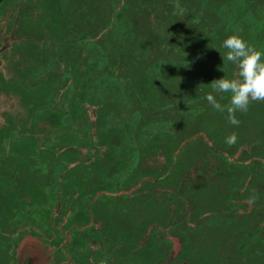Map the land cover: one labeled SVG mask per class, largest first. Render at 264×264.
<instances>
[{"label": "rangeland", "instance_id": "rangeland-1", "mask_svg": "<svg viewBox=\"0 0 264 264\" xmlns=\"http://www.w3.org/2000/svg\"><path fill=\"white\" fill-rule=\"evenodd\" d=\"M56 1L60 6L61 22L74 15V11L68 7V0ZM71 1L74 7L83 0ZM207 1L205 0L203 2L204 9H197V11L194 8L191 9L192 7L190 8L191 10H188V4L191 3L190 0H181L183 4H187V9H184V5H180L181 7L174 9L169 3L166 2L163 4L162 1L158 2V4H160L159 9H152V20L155 26H161L163 30H167L158 31L157 33V36L162 37L159 38L158 49L154 50L155 60L153 61L154 65L152 67L156 68V73L151 71L148 74H141L140 77L136 76L133 79V89L131 78L123 77L124 80H130L132 91L138 93L140 99L143 98V101H138L137 104L141 105L142 102L145 103V107L141 109V112L146 114L144 116L151 119V122L147 124V126L152 128L153 119L167 114V108L164 109L162 106H167V104L169 105V103L174 100H176L174 104H176L177 107L184 106V100L181 99V97L184 96L187 98L194 97V100L190 104L200 106L201 110L206 106V110L202 111V113L200 112L195 118L185 115L182 116L179 123L172 124L164 129L158 128L151 130L148 138H146L148 150L144 156L141 155V159H146V162L144 163L138 160L134 170L129 172L123 179V181L128 184H135L141 175H147L149 181H143L140 183V187L148 188L158 182L155 180L156 174L158 171L166 168V161H154L155 157L152 155H156L157 148H155V144H159L157 140L164 137L161 136L162 133H166L168 139L173 143L178 139L180 134L189 135L202 128L210 129L212 132L216 133L223 131L227 136L231 132H235L238 137L236 142L249 139V137L252 136L250 141L254 139L259 140V142L253 146L254 154H261L264 150L262 145L264 139V125L260 126V118H262L261 112H263L262 105H264V102L259 103L258 109L252 108L253 104H251L246 113L238 112L236 115L241 123L237 127L229 124L226 119V113L222 114L212 108L205 98L206 94L211 91L210 82L212 80L219 79L223 75L230 78L229 75H231V70L233 68L236 72V68L231 62L223 60V57L226 55V49L224 52L217 50L218 42L220 41L222 43L228 35L234 33L244 37L249 32H253L248 42L253 45L255 41L258 46L264 43V10L259 11L260 7L258 5L260 3H254L252 0H239L238 3H234L235 7L233 10H235V12L233 14H227L231 10L225 11L220 8V15L216 17V14L207 12L209 11L206 7V4H208ZM46 2L47 5L53 4L51 0H47ZM226 2L228 3V1H225V3ZM244 3H247L246 8L242 6ZM211 4L212 3H210V5ZM125 5L126 9L128 7V2H125ZM87 10H89V13H87ZM129 10L132 17L133 13L136 11H138L139 14L137 22L135 20L130 29L132 33L130 31L126 33L125 38L128 40L135 39L136 41L140 40V42H146L148 40V34L146 35L144 30L148 27L145 18L146 10L143 11L142 7L136 1L132 2L127 12H129ZM186 10L188 11L185 15L184 11ZM90 13H94L100 17L101 13L102 16L104 15V9L97 7V10H95V8L88 9L84 7L81 11H76L75 16L77 15L79 19L81 16L82 19H84V17L89 19ZM226 15H229V20L228 18L227 20L225 19L224 16ZM237 15L241 16L240 21L230 26L227 21H230ZM230 16H232V18ZM251 17L254 18L255 22ZM217 22V28L214 29V24ZM30 25L33 26V23H30ZM123 25L124 27L126 26L125 24ZM123 25H121V27H123ZM127 25L131 26V23L129 22ZM199 26H201L199 31L202 33L198 31ZM227 26L232 30L230 32H221L222 30L226 31L228 29ZM77 28L78 25H76V29ZM211 30H215L212 31L213 43L207 42L203 38V36L208 35L206 33L209 31L211 32ZM38 33L40 36V31ZM150 35L151 34H149V36ZM49 36H52V32L49 31L47 33V31L44 30V40ZM50 41H52V37H50ZM140 45V50H138L142 52L145 51L144 53H146L147 49L142 46L143 43H140ZM258 50L264 53L263 48ZM213 53H218V57L210 61V57ZM184 59L187 60L188 64L186 72L177 68L171 72L172 77L168 71L159 69L162 60L169 64H175ZM262 59H264V56H262ZM13 62L14 60H12V63ZM210 63H213L212 66L214 67L205 74L202 69L203 67L210 68ZM6 69L7 67L4 69V75L8 73ZM182 75H185L184 78ZM180 77H182V80H180ZM10 83V78L5 79L4 76H0V127H3L5 121L10 117L8 110L16 109L19 107L20 103H24L25 100L22 99L20 95L26 92L30 94L29 99L37 101L35 89L30 88L29 84L25 81L20 80L18 82L15 90L19 91L18 94H14V96L11 92L6 91L9 89L8 86ZM171 90H176V92H171ZM110 91L109 89L105 93L102 92L97 93V95H90V97L86 99L92 102L91 111L87 108V113L74 112L69 115L68 121L63 120V116L60 112H53L45 108L44 111L39 114L38 121L33 125L34 130L38 129V139L47 138L50 132L58 137L60 134L66 133L67 126L69 127L71 124H73V127H77L78 130H80L84 125H87L89 121L92 123V133L94 139H96V144L102 143L103 140L109 139L110 141L120 139L122 137V131L108 122L107 117L121 114L123 111L129 112L128 114L131 115V112H134V108L132 107L133 105L131 109L130 107L120 108V99L109 96ZM113 93L115 94V91ZM215 95L220 102L218 95ZM81 98L82 96L77 91L75 97L71 96L66 100L70 111H79L86 108L83 105H79ZM137 112L138 111H136L135 114H137ZM17 116H19V114H17ZM23 116L22 114L21 117ZM249 117L252 119L251 124ZM58 118L61 119L60 131L53 125L57 123ZM250 126L254 127V129H251ZM213 129H216V131ZM174 130L177 131L175 132ZM251 131L253 135L248 136ZM255 131L261 134H255ZM206 140L210 141L212 145H218L220 141L216 137L211 138V140L206 138ZM201 146V141H199V139L191 140V144L182 151V163L180 161L174 163L166 177L163 178V182L160 183L168 184L171 187L177 186L178 180L180 176L184 174L185 169L188 166H194L191 162V159L194 157L193 155H202ZM96 148L97 150L94 152V157L91 159L92 164L89 165L88 168L91 173L93 172L92 175L94 178L92 179L93 182L91 183V187L95 185L108 187L112 184V180L107 177L111 174H120L126 164L124 161L125 158L122 159L121 157H114L112 154H104L102 147L97 146ZM163 156L165 159H169L170 157L168 155ZM160 158L161 156L157 157V159ZM31 162L32 160L27 161V168L17 167L16 172L18 177L17 179L16 177H12L14 180H17V182L21 181L26 184L17 183L18 188L25 187L27 190L24 192L21 188L20 190L12 192V194H0V201L10 202L12 206H16L17 203H19L18 200L20 201L23 197L31 198L32 200L30 199L29 201L31 203H33L34 199H38L39 202L44 201L45 193H31L28 190L33 189V191H35V186H40V184H38L37 175L34 173L35 164H31ZM147 164H150L151 167ZM198 165L201 168L204 163L200 162ZM105 168H107L106 172H104ZM76 170L77 169H75V171ZM84 171L85 169L81 171L80 174H83ZM199 171L202 170L200 169ZM98 173H102V179H108V181L105 182L104 180H100V182H98L100 178ZM243 179L245 184L238 188H240L241 194L245 195L241 197L244 200H242V203H236L240 197H235L230 200L231 204L228 206L223 196L226 191L239 185ZM187 184V188L181 193L183 199L186 200V206L188 208L187 218L189 220L192 219V224H186L184 221L173 223L171 225L172 235L171 237L169 236L172 239L173 250H177V248L180 247L181 251L179 253H182L181 256L184 255L186 258V264H201V261L203 264H264V226L257 228L252 234L247 232L260 221V214L250 213V206H252L251 200L253 195L259 197V200L257 199L258 202L261 200V196H264V164L257 163L254 166L252 164L238 166V168L226 177H218L215 175L211 178H207L201 177V175H193ZM126 201L141 203L151 202L152 200L146 191H142L135 196H130L129 199H126L124 202ZM171 201L172 203H177L178 198H174ZM36 202L38 201H34V203ZM113 207L114 208L109 207L108 203H104L103 200L95 201L93 210L91 208V220L99 219L102 221V224L100 226L98 225L96 228H92V225H90L77 230V236H84L87 239L89 237L94 240L93 245L98 253L103 252L102 250H105V253L110 251L113 253H124V247L116 246L121 240L122 235L125 239V236L128 235L127 239H129V243H132L137 235L144 231L145 225L143 221H147L149 218L153 217L152 215L154 214V209H149L147 206L138 207V209H126L127 206L124 205ZM210 211L214 212L212 213L214 217L210 215L207 216ZM82 212V209L76 208V218L78 220L85 219ZM157 212H159L160 218L164 217L163 209L160 211L157 210ZM199 221L204 223L200 227L198 226ZM80 222L82 223L83 221L80 220ZM99 238H104V241L102 239V241L99 240ZM151 240H154V245H152V241H146L140 248V251L135 250L134 253H149L151 247L156 253H160L164 246L163 239L155 237ZM80 243L82 245L85 242L76 239L75 244ZM172 261L174 262L173 264L183 263L180 257Z\"/></svg>", "mask_w": 264, "mask_h": 264}, {"label": "flooded vegetation", "instance_id": "flooded-vegetation-1", "mask_svg": "<svg viewBox=\"0 0 264 264\" xmlns=\"http://www.w3.org/2000/svg\"><path fill=\"white\" fill-rule=\"evenodd\" d=\"M46 1L0 0V76H4L5 79H11V83L8 86L9 89L6 91L11 92L13 96L18 94L19 90H15V88L18 82L23 80L29 84L30 88L35 89L37 97V101H35L34 99H29L30 94L26 92L23 95L19 94L25 100L24 103H20L16 109H9L10 117L5 121L4 126L0 127V194H12V192L21 188L24 192L27 190L25 187L18 188L19 183L26 184L21 181L17 182L12 177L17 179V167L27 168L28 160L35 161L27 155V152L33 151V148L31 149L28 146L26 136L28 135V129H32L37 133L38 129L34 130L33 125L38 121L39 114L45 108L60 113L62 109L68 115L74 112L80 113L81 111H86L87 113V108L91 111L92 102L87 101L86 98H89L91 94L89 84L93 72L96 71L97 75L100 72L96 68L93 70V66L98 63V60L102 64L108 65L117 79V85L123 94L122 99L119 101L120 108L130 107L131 109L133 105L134 112L131 113L140 112V109L145 107V103L137 104L138 101H143V98L140 99L139 94L132 91L134 88L133 79L136 76L140 77L141 74H148L146 66L150 63L151 67L154 65V50L158 49L159 38L162 37L157 36V33L158 31H167L166 29L163 30L161 26H155L152 20V9H159L160 4L158 2L161 1L163 4L169 3L174 9L181 7L180 5H184V9H187V4H183L181 0H83L74 7L72 1L68 0V7L74 11V15L61 22L58 2L51 0L53 4L47 5ZM133 1H136L143 11L146 10L145 18L148 25L144 29L146 35L148 34L146 42L125 38L126 33L129 31L132 33L130 29L135 20L137 22L138 19V11L133 13V17L130 10L127 12ZM190 1L188 10L193 8L196 11L197 9H204L203 2L205 0ZM223 1L230 2L232 0H210V2L208 0L206 7L209 11L207 12H212L218 17L220 15V3ZM252 1L254 3L264 2V0ZM125 2H128L126 9ZM210 3L212 4L210 5ZM84 7L88 9L95 8V10L100 7L104 9V15L102 16L101 13L100 17H98L96 14L90 13L89 19L85 17L82 19V16L79 19L77 15L75 16V12L81 11ZM188 10L184 11L185 15ZM87 13H89V10H87ZM129 22L131 26L127 25ZM30 23H33V26ZM123 24L126 26L124 27ZM217 24L218 22L214 24V29L217 28ZM76 25H78L77 29ZM201 26L198 27V31ZM38 30L41 33L40 36ZM44 30L47 33L49 31L52 32V36H49L46 40H44ZM149 33L151 34L150 36ZM50 37H52V41H50ZM140 43H143L142 46L147 49L146 53H144L145 51H139ZM95 46L100 48V50ZM217 47L219 48V42ZM11 59L14 60L13 63ZM187 65V60L184 59L180 69L186 72ZM212 65L213 63H210V67ZM6 67L8 73L4 75ZM151 67L149 70L155 71V67ZM202 70L208 71L209 67H203ZM167 71L172 76L171 72L173 71L171 69H167ZM234 73L233 68L231 75H229L230 78L234 77ZM184 76L182 75L183 78ZM123 77L131 78L132 89L130 80H124ZM182 77H180V80H182ZM77 91L82 96L79 105H83L86 108L79 111H70L66 100L71 96L75 97ZM171 92H176V90H171ZM186 99L187 97L184 96V106H179L182 111L187 110ZM167 107L162 106V108ZM123 112L127 113V111ZM22 114L24 115L23 117H21ZM29 118H32V120L29 121ZM60 120L58 118L57 123L53 124L58 131H60ZM87 126L89 127L87 130L89 147L87 153L80 158L86 166L83 172L84 176L93 174L88 168L92 164L91 159H93L94 152L98 146L96 139L92 135V123L89 121ZM71 127H73V124H71ZM11 129H16L18 132L12 133L10 138L8 134ZM77 129V127H73L76 132ZM44 138L56 139L57 137L50 132L47 138ZM40 140L38 139L37 142ZM134 141L138 146L139 138H135ZM44 151L45 149L42 147L40 155L49 157ZM79 151H86V147L79 148ZM72 153L77 154L74 150ZM254 156L256 157V154ZM33 157H36L38 161L41 160L38 156ZM258 159L261 160V157L258 156ZM75 161H73V164ZM70 165L72 166V162H69ZM60 169L61 167L59 166L57 172L52 175L53 177L51 176L52 178L45 177L43 171L35 173L40 186H35V191L28 189L29 192L48 193L49 195L59 194L61 171L63 172ZM106 171L107 168H105L104 172ZM76 173L81 172L75 171L72 167L68 170L67 178L73 184V190ZM98 175L100 177H98V182L100 180L108 181V179H102V173H98ZM90 184L78 188L89 191L92 188L100 187L98 185L91 187ZM153 186L148 187V195L152 200L151 202H121L122 205L127 206L126 209H138V207L145 206L149 209H154L153 217L143 221L145 225L144 231L139 233L132 243H129L128 235L125 236L126 239L122 235V242L116 246L124 247V253H105V250L98 253L93 245V239L77 236V230L81 228L90 225H92V228H96L102 224L99 219L91 220V212L95 201L81 202L76 200L75 196H72L69 198V202L63 203L61 201L36 202L33 204L34 208L30 217L27 212L29 202L26 203L20 200L17 205L15 204L16 206H12L10 202L0 201V264H173L172 260L177 257H180L183 262L181 264H186V258L184 255L181 256L182 253H179L181 251L180 247L177 250H173L172 239L170 238L172 235L171 225L173 223L184 221L186 224H192V219L189 220L187 218L188 208L186 202L181 200L183 198L181 192L185 188L176 187L180 191V198L177 203H172L171 201L161 203L159 201L156 202V195L152 193H155V187ZM109 188V186L100 187L106 195ZM138 188L139 181L137 180V184L130 187V192L137 190L133 194L135 196L147 189L141 187V190H138ZM127 189L123 188V190ZM103 201L107 203V201ZM76 208L83 210L82 214L85 219H80L83 221L82 223L76 218ZM161 209L164 210V217L160 218L157 210L160 211ZM250 213L252 212L250 211ZM203 224L202 221H199L198 226L200 227ZM155 237L164 241V246L160 253H156L152 247L149 249V253H134L135 250L140 251L146 241H152V245H154V240L151 239ZM76 239L85 243L82 245L81 243L75 244ZM101 239L104 241V238H99V240ZM61 242L65 243L64 248L60 250ZM201 264H203L202 261Z\"/></svg>", "mask_w": 264, "mask_h": 264}, {"label": "trees", "instance_id": "trees-1", "mask_svg": "<svg viewBox=\"0 0 264 264\" xmlns=\"http://www.w3.org/2000/svg\"><path fill=\"white\" fill-rule=\"evenodd\" d=\"M239 0H232L230 2L223 1L220 3V8L222 10L228 11L227 14H233L235 12L234 9V3H238ZM246 4H242L244 8H246ZM237 5V4H236ZM260 7L259 11L264 10V2H261L259 5ZM238 7V6H237ZM225 19L229 17V15L224 16ZM232 18V16H230ZM241 16L237 15L235 18L231 19L230 21H227L230 26L234 25L236 22L240 21ZM252 20L255 22L254 18L251 17ZM230 18H228L229 20ZM251 25V24H249ZM227 30H222L221 32H230L232 29L227 26ZM127 31V30H126ZM253 32H249L246 34L243 38L248 41L249 38L252 37ZM150 34V33H149ZM208 35H204L203 38L205 41H209L213 43V33L209 31L206 33ZM227 34V33H225ZM127 40V39H126ZM253 42V46L257 49H264V43L259 44V46ZM94 47V46H93ZM96 47V46H95ZM98 50L100 48L96 47ZM217 49V48H216ZM221 52H224L225 49L222 47V43L219 41V48L217 49ZM226 54V53H225ZM218 57V53H213L210 57V61L216 59ZM162 64L159 66V69L162 71H167V69H171V71L176 70L177 68L180 69V65L182 61L175 63V64H169L167 62L161 61ZM100 60H98V63L93 66V69H99L100 72L97 73L93 72L91 82L89 84L90 86V95H97V93L106 92L107 90H111L109 93V96L114 97L116 99H122V93L120 87L117 85V79L112 74L111 68L106 64H100ZM151 67V63L146 66L147 72H151L153 70H149ZM214 66H211L208 71L212 70ZM152 68V67H151ZM158 69V68H157ZM208 71H205V74L208 73ZM156 72V68L155 71ZM204 74V76H205ZM234 78V77H232ZM115 91V94L113 93ZM220 100V103L222 105H227L229 101V94L227 93H220L217 94ZM194 97H188L186 99V105L187 110L182 111L179 109V107L174 104V101L170 102V104H167V114L164 116L156 117L153 119V127L147 126L151 122V119L144 116L145 113H142L141 111L137 114L133 113L129 115L126 112H122L121 114L117 115H111L107 117V121L115 125L118 129L122 131V137L117 140H104L102 143H98L99 147L103 148L104 154H112L114 157H121L122 159L125 158V166L124 169L120 172L118 175L111 174L107 178L112 180V184L109 186L110 188L107 189V195L100 189V187H97L95 189H90L89 191H86L84 189H79L78 187H84L85 185H88L89 183H92L93 175L88 174L84 176L83 174L76 173L75 174V183H74V190L73 184L70 183V179L68 177V170L72 167L73 169H77L76 171H83L86 169V166L84 164V161H82L80 158H82L83 154L87 153L88 151V141L89 137L87 136V130L88 126L84 125L80 130L77 129L73 130V128L70 126H67L66 133L60 134L56 139H41L39 142L37 133L33 131L32 129H28V135L27 141L28 146L33 148V151L27 152V155L29 157L33 158L35 161H32V163L35 164V172L37 173L39 171H43L45 173V177H51L54 175L57 170L59 169V166L61 167V182H60V190L59 194H48V193H38V194H44L45 199L42 202H57L61 201L63 202H69V198L72 196L76 197V200H79L81 202L84 201H100L105 200L108 203V206L111 208H114L113 206H121V202H124L126 199H129V197L137 192V190H134L133 192H130V187L135 186L137 184V181L135 184H128L123 181V179L127 176L129 172L134 170L135 166L137 165L138 160L146 162V159H141V155L144 156L146 154V151L148 150V144H146L148 135L151 130L153 129H164L165 127H168L172 124L179 123L182 119V116L188 115L191 117H196L200 112L206 110V106L203 107L201 110L200 106H195L192 103ZM183 100L184 97H181ZM259 103L261 102H253L252 108L259 107ZM261 108V106H260ZM144 109V107H143ZM166 109V108H164ZM141 110V109H140ZM262 118H260V126L264 125V105H262ZM83 112V111H81ZM80 112V113H81ZM86 113V111H84ZM61 114L63 116L64 121H68L69 115L66 111H63L61 109ZM135 114V115H134ZM259 119V117H258ZM32 118H29V121H31ZM250 124H251V117H249ZM138 122V123H137ZM251 129H254V127H251ZM20 130V129H18ZM216 131V129H213ZM16 129H11L8 137L11 138L12 133H16ZM175 132L177 130H174ZM18 132V131H17ZM255 134H261L260 132H254ZM93 135V133H92ZM250 135H253V132L251 131ZM161 137L157 142L159 144H155V148H157L156 155H152L154 158V161L159 160H165L166 165L165 169L158 171L156 174V182L153 187H155V193L152 192L154 195H156V202H167L171 201L174 198H180V191L176 189V187H183L187 188V183L191 179L193 175H201V177H207L211 178L213 176H221L226 177L229 176L231 172H233L238 166H245V164H252L253 166L258 164H264V150L261 152V154H257L256 157L254 156L253 146L259 142V140L254 139L253 141H250L249 139H244L240 142H236L234 145L229 146L226 144L225 140L227 135H225V132H212L210 129L202 128L197 131L192 132L189 135L180 134L178 139L175 140V142H171L166 133H162ZM14 137V136H13ZM94 137V135H93ZM216 137L220 141L218 142V145H212L210 144V141H207L206 138L211 140V138ZM135 138H139L138 146L135 144ZM199 139L201 141V147H202V155L196 156L191 159V162L194 166H188L185 169L184 174H182L178 180L177 186L171 187L168 184H162L160 182H163V178L166 177L168 174V171L171 170V166L174 163H177L180 161L182 163V155L183 150L185 147H187L189 144H191V140ZM155 141V140H154ZM123 142V144H121ZM189 143V144H188ZM254 143V144H253ZM104 145V146H103ZM263 148H264V139H263ZM137 146V147H136ZM42 147L45 149V154H48L49 157L41 156V149ZM86 147V151H79V148ZM173 147V148H172ZM70 148V149H68ZM137 148V149H136ZM75 151L77 154H73L72 151ZM137 150V151H136ZM95 154V153H94ZM58 155V156H57ZM151 155V154H150ZM163 155L170 156L169 159H165ZM38 156L41 160L38 161L36 157ZM158 156H161L160 159H157ZM258 156L261 157V160L258 159ZM48 159V160H47ZM58 159V160H57ZM75 163L73 164V161ZM69 162H72V166H69ZM203 162L204 165L200 168L198 163ZM60 164V165H59ZM149 167H151L150 164H147ZM198 165V166H196ZM41 166V168H40ZM39 169V170H36ZM202 171H199V170ZM252 170V169H251ZM250 170V171H251ZM65 175V176H64ZM53 177V176H52ZM51 177V178H52ZM139 181V188L138 190H141L140 183L143 181H149V177L147 175H141L138 179ZM244 179L237 185L234 186L229 191H226L225 195L223 196L225 198V202L228 206H230V200L233 198H241L242 195L240 188H238L241 185H244ZM91 186V184H90ZM96 186V185H95ZM167 186V187H166ZM127 189V190H123ZM148 193V188L145 189ZM261 196V195H260ZM222 197V199H223ZM31 199V198H30ZM30 199L28 197H23L20 200L24 202H29ZM259 197L256 195L252 196L250 210L252 213H259L260 214V221H258L251 230L247 231L249 234H252L254 230H256L259 227L264 226V196H261V200L258 202ZM32 200V199H31ZM182 201H185L183 198H181ZM19 201V200H18ZM34 201H38V199H34ZM34 201L33 203L29 202V207L27 208L28 216H31V213L34 208ZM172 202V201H171ZM178 202V201H177ZM257 202V203H256ZM236 203H242V199L238 200ZM235 203V204H236ZM46 209V207H44ZM233 211V210H231ZM40 212V210H39ZM213 211H210L207 216L214 217ZM19 214L21 215V211L19 210ZM123 214V213H122ZM206 216V215H205ZM83 227V226H80ZM98 227V226H97ZM122 241L120 240L117 245H120ZM64 243L61 242L59 249L64 248ZM111 252V251H110ZM108 252V253H110Z\"/></svg>", "mask_w": 264, "mask_h": 264}, {"label": "clouds", "instance_id": "clouds-1", "mask_svg": "<svg viewBox=\"0 0 264 264\" xmlns=\"http://www.w3.org/2000/svg\"><path fill=\"white\" fill-rule=\"evenodd\" d=\"M226 49L223 60L235 66L234 78L223 75L210 82L211 91L206 94L207 102L220 113H226L227 122L239 126L241 121L237 113H246L253 102H264V53L251 45L238 34L228 35L222 42ZM229 94L228 104L222 105L215 94ZM237 134L231 132L226 137V144L232 146L237 141Z\"/></svg>", "mask_w": 264, "mask_h": 264}]
</instances>
